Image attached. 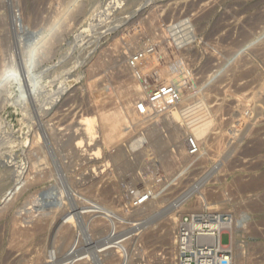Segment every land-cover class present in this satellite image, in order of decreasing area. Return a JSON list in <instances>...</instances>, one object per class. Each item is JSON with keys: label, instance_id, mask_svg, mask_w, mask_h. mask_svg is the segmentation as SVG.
I'll return each mask as SVG.
<instances>
[{"label": "rangeland", "instance_id": "obj_1", "mask_svg": "<svg viewBox=\"0 0 264 264\" xmlns=\"http://www.w3.org/2000/svg\"><path fill=\"white\" fill-rule=\"evenodd\" d=\"M0 45V264H174L178 218L208 202L243 223L238 263L264 264V0H0ZM158 80L171 99L135 114ZM170 107L188 135L206 124L209 146L190 162L174 153L181 137H167ZM93 114L87 141L78 125ZM139 135L149 157L127 149ZM147 188L156 204L137 205Z\"/></svg>", "mask_w": 264, "mask_h": 264}, {"label": "bare ground", "instance_id": "obj_2", "mask_svg": "<svg viewBox=\"0 0 264 264\" xmlns=\"http://www.w3.org/2000/svg\"><path fill=\"white\" fill-rule=\"evenodd\" d=\"M69 1V0H68ZM32 2V1H31ZM69 4V3H68ZM80 4V3H79ZM70 5V4H69ZM78 8V7H77ZM204 9V8H203ZM75 10H77V9H75ZM72 12V11H71ZM151 13V12H150ZM152 14V13H151ZM64 18V17H63ZM40 19V18H39ZM53 21V20H52ZM160 22V21H159ZM48 23V22H47ZM53 23V22H52ZM125 23V22H124ZM161 23V22H160ZM132 24V23H131ZM134 24V23H133ZM132 24V25H133ZM48 26V25H47ZM46 27V26H45ZM174 29V28H173ZM57 30V29H56ZM125 30V29H124ZM63 31V30H62ZM160 31V30H159ZM170 31H172V30H170ZM35 32V31H34ZM2 33V32H1ZM56 34V33H55ZM161 34V33H160ZM164 34V33H163ZM2 35V34H1ZM132 36V35H131ZM134 36V35H133ZM136 36V35H135ZM125 37V36H124ZM53 38V37H52ZM48 39V38H47ZM2 40V39H1ZM140 40V39H139ZM132 42V41H131ZM117 43V42H116ZM164 43V42H163ZM157 44V43H156ZM49 45V44H48ZM51 45V44H50ZM112 45V44H111ZM114 45V44H113ZM120 45V44H119ZM1 46V45H0ZM19 47V46H18ZM42 47V46H41ZM112 47V46H111ZM121 47V46H120ZM119 48V47H118ZM117 48V49H118ZM163 48H165V45H164V47ZM163 48H162V50H163ZM168 48H170V46L168 45ZM3 49V48H2ZM47 49V48H46ZM223 49V48H222ZM247 49V48H246ZM115 50V49H114ZM160 50H161V46H160ZM159 50V51H160ZM161 50V51H162ZM4 51V50H3ZM110 51H111V49H110ZM163 51H165V50H163ZM169 51H170V49H169ZM21 52V51H20ZM154 52V51H153ZM165 52H167V51H165ZM170 52H173L172 51V49H171V51ZM230 52V51H229ZM22 53V52H21ZM23 53H26V52H23ZM42 53V52H41ZM156 53V52H155ZM159 53V52H158ZM39 54V53H38ZM150 54V53H149ZM148 54V55H149ZM161 54V53H160ZM165 54V53H164ZM170 54V53H169ZM173 55L172 56H175L174 54H175V52H173L172 53ZM239 54V53H238ZM237 54V55H238ZM22 55V54H21ZM159 55V54H158ZM1 56V55H0ZM41 56V55H40ZM25 57H26V55H25ZM149 57V56H148ZM152 57V56H151ZM15 58V57H14ZM109 58V57H108ZM150 58V57H149ZM153 58V57H152ZM8 59V58H7ZM23 59V58H22ZM35 59V58H34ZM102 59V58H101ZM163 59V58H162ZM176 58H174L173 60H175ZM105 60V59H104ZM145 60H146V58H145ZM148 60V59H147ZM146 60V61H147ZM159 60V59H158ZM209 60V59H208ZM22 61V60H21ZM100 61V60H99ZM176 61V60H175ZM144 62V61H143ZM152 62V61H151ZM157 62V61H156ZM155 62V63H156ZM162 62V61H161ZM17 63V62H16ZM95 63V62H94ZM126 64V63H125ZM152 64H154V63H152ZM94 65H97V64H94ZM142 65V64H141ZM140 65V66H141ZM165 65H166V63H165ZM91 66H93V65H91ZM167 66H169V65H167ZM11 67V66H10ZM96 67V66H95ZM142 67V66H141ZM146 67V66H145ZM149 67V66H148ZM155 67V66H154ZM143 69H144V67H142ZM163 68V67H162ZM165 68V67H164ZM19 69V68H18ZM4 70H6V68L4 69ZM14 70V69H13ZM149 70H151V69H149ZM166 70V69H165ZM9 71V70H8ZM10 72V71H9ZM127 72L129 73L130 71H128L127 70ZM182 72H184V71H182ZM6 73V72H5ZM4 74V73H3ZM148 74H149V72H148ZM161 74H163V75H158V77H157V79H163V77H167V75H166V73L165 72H163V73H161ZM125 75H127V74H125ZM174 75H175V73H174ZM177 75V74H176ZM175 75V76H176ZM3 76V75H2ZM104 76V75H103ZM168 76H169V74H168ZM170 76H172V75H170ZM3 77H6V75L5 76H3ZM3 77H0V78H3ZM156 77H155V79H156ZM177 77V76H176ZM175 77V78H176ZM154 78V77H153ZM193 78V77H192ZM5 79V78H4ZM168 79V77L166 78V80ZM173 80L172 79V77L171 78H169L167 81H169V80ZM165 80V81H166ZM5 81V80H4ZM96 81V80H95ZM155 81V80H154ZM158 81H161V80H158ZM151 82V81H150ZM156 82V81H155ZM163 81H161V84H159L158 86H156V87H154L153 89H151V90H149L148 92H147V94L144 96V93H143V90L141 89V87L138 85V83H134L133 85H132V87H133V89H134V91H132V93H131V96L133 95L134 96V94H136L137 95V98L139 97V98H143V96H144V99L140 102V100H139V98H138V101L140 102V104H138V102H137V104L138 105H136L135 106V111L133 110V108H131L134 112H135V114H137V113H139V111L141 110V111H146V112H148V111H150V110H152V108H151V106H154L155 108L158 106V105H161L162 104V102H163V100H169V99H171V97H172V95H171V91L169 90V88H170V83H167V82H163ZM11 83V82H10ZM154 83V82H153ZM159 82H157V84H158ZM6 84V83H5ZM4 84V85H5ZM7 84H9V82L7 83ZM128 85V84H127ZM126 85V86H127ZM151 85V84H150ZM2 86V85H1ZM8 86V85H7ZM4 87V86H3ZM2 87V88H3ZM6 87V86H5ZM61 87V86H60ZM129 87H130V85H129ZM7 88V87H6ZM115 88V87H114ZM121 88V87H120ZM178 88V87H177ZM4 89V88H3ZM132 89V88H131ZM59 90V89H58ZM72 90V89H71ZM39 91V90H38ZM57 91V90H56ZM106 91H107V89H106ZM131 91V90H130ZM100 94V93H99ZM123 94V93H122ZM128 94V93H127ZM129 95V94H128ZM135 95V96H136ZM11 96V95H10ZM59 97V96H58ZM100 97V96H99ZM6 98V97H5ZM52 98V97H51ZM128 98V97H127ZM134 98V97H133ZM146 98V99H145ZM107 99V98H106ZM119 99H121V98H119ZM173 99V98H172ZM202 99H203V97H202ZM44 100V99H43ZM103 100V99H102ZM105 100V99H104ZM110 100H111V94H110ZM115 100V99H114ZM114 100H112L113 102H114ZM133 100V99H132ZM165 100V101H166ZM199 100V99H198ZM111 101V102H112ZM183 100H181V102H182ZM100 102V101H99ZM103 102V101H102ZM135 102V101H134ZM180 102V101H179ZM180 102V103H181ZM23 103H24V101H23ZM44 103V102H43ZM101 103V102H100ZM105 103V102H104ZM104 103H102L101 104V107L99 106V104H97L99 107L97 108V106H96V108H97V111L94 113V114H96L97 116H99V115H101V113H104V111H106V108H105V106L106 105H108L107 103H106V105L104 106L103 104ZM123 103V102H122ZM165 103V102H164ZM175 103V102H174ZM180 103H176V105H180ZM257 103H258V101H257ZM111 104V103H110ZM136 104V103H135ZM264 104V103H263ZM114 105V104H113ZM116 105V104H115ZM174 105V104H173ZM255 105H258V104H255ZM109 106V105H108ZM134 106V105H133ZM183 106H184V104H183ZM110 107H112V104H111V106ZM109 107V108H110ZM129 106L127 105V104H125V106L123 105V110H124V112H125V110H126V113H127V115H128V117L129 118H131L132 119V114L131 113H128L129 112V110H130V108H128ZM153 107V108H154ZM171 107H173V106H171ZM171 107L169 108L170 109V111H171V113L173 114V116H174V119H171L170 120V115H168L167 116V118H166V121L168 122V124L170 125H172V127L170 128V129H168V132L169 133H167V137L168 138H170V137H172V136H175V137H181V139L178 141H176V142H178V145H176L175 146V148H174V150H175V152L174 153H177V154H181V156L184 158L183 160H185L184 161V163L186 162V161H188V162H190V160H189V158H191V157H189L188 155H187V153H186V148H185V137L186 136H188V129H189V127H190V121L188 122V120L186 121V126H184V127H181L180 125H182V124H180L179 125V123L178 122H180V121H182V117H181V115L183 114H181L180 112H179V110L178 109H176L175 107L174 108H172L171 109ZM120 108V107H119ZM178 108V107H177ZM258 108V107H257ZM27 109V108H26ZM92 109V108H91ZM108 109V108H107ZM111 109V108H110ZM129 109V110H128ZM180 109H181V106H180ZM183 109V108H182ZM256 109V108H255ZM120 110V109H119ZM131 110V111H132ZM185 110V109H184ZM183 110V111H184ZM188 111V110H187ZM209 111H210V113L212 114V111H211V109H209ZM24 112V111H23ZM94 112V111H93ZM107 112H111V114H117L118 113V111L117 110H115V109H112V110H107ZM124 112L122 111L121 112V117H122V113L124 114ZM134 112H133V114H134ZM151 112V111H150ZM149 112V113H150ZM169 112V111H168ZM182 112V111H181ZM185 112V111H184ZM153 113H154V111H153ZM189 113V112H188ZM94 114L93 115H89V116H87L86 117V119H84V120H80L79 121V125L78 126H81V128H83V131H85V134H86V136H87V141H92V136H94L95 137V135H93V134H95V131L96 130H94V128H95V126H96V124H95V116H94ZM119 114V113H118ZM151 114V113H150ZM156 114H157V112H156ZM208 114V113H207ZM211 114H210V116H211ZM125 115V114H124ZM152 115V114H151ZM117 116V115H116ZM183 116V115H182ZM210 116H208L207 115V117L205 118V119H207L208 120V118L210 117ZM127 117V116H126ZM158 116H156V118H157ZM102 118V117H101ZM100 118V121L102 120ZM106 118V117H105ZM113 118V117H112ZM120 118V117H119ZM188 118V117H187ZM191 118V117H190ZM98 119V118H97ZM97 119H96V121H97ZM164 119V118H163ZM205 119H201V120H203V122H205L204 120ZM117 120V119H116ZM120 120V119H119ZM118 120V121H119ZM200 120V121H201ZM206 120V121H207ZM121 121V120H120ZM145 121H146V119H145ZM160 121H162V120H160ZM164 121V120H163ZM166 121H164L165 123H166ZM193 122H195L196 120L195 119H193L192 120ZM210 121V118H209V120H208V122ZM103 122V123H102ZM102 125H100L101 127H104V128H106V129H108V127H110L111 126V124H107L106 122H104L103 120H102ZM153 122H154V120H153ZM197 122V121H196ZM202 122V121H201ZM202 122V123H203ZM142 123H144V122H142ZM157 123V122H156ZM161 123V122H160ZM165 123H163V124H165ZM198 123V122H197ZM200 123V122H199ZM199 123L196 125L197 127H198V125H199ZM70 124V123H69ZM158 124V123H157ZM162 124V123H161ZM160 124V125H161ZM201 124V123H200ZM41 125V124H40ZM68 125V124H67ZM73 125V124H72ZM71 125V126H72ZM142 125V124H141ZM159 125V126H160ZM170 125V126H171ZM45 126V125H44ZM119 126H120V124H119ZM165 126H166V124H165ZM164 126V127H165ZM203 127V130H201V128H196L195 130H190V132L191 133H189V135L190 136H192V137H194L197 141H198V143H200V145L199 146H204L205 144H207V143H205L207 140H208V138H210V136L209 137H204V126H206V124L204 123L203 125H202ZM161 127H162V125H161ZM161 127H159L158 128V126L156 127V125H155V130H157V128L158 129H161ZM163 127V128H164ZM80 128V127H79ZM96 129V128H95ZM141 129V128H140ZM215 129V128H214ZM102 130V129H101ZM123 130V129H122ZM138 130V129H137ZM136 130V131H137ZM69 131V130H68ZM161 131H162V129H161ZM52 132V131H51ZM99 132V131H98ZM108 132V131H107ZM119 132V131H118ZM138 132V131H137ZM137 132H135V133H137ZM140 132H142V131H139L138 133H140ZM159 132V131H158ZM100 133H101V131H100ZM164 133V132H163ZM218 132H215V133H210V134H213L215 137H214V139L216 140V142H217V144H219L218 142L220 141L219 139L221 138V136L220 135H218L217 134ZM69 134V133H68ZM108 135H109V138L111 139V140H114V137H115V134L114 133H107ZM142 134V133H141ZM159 134V133H158ZM166 134V133H165ZM82 135V134H81ZM84 135V134H83ZM162 135V134H161ZM239 135V134H238ZM103 136V135H102ZM136 136H137V134H136ZM140 136V135H139ZM137 137V138H135V139H133V138H131V139H129V142L127 141V143H129L130 145H129V147H127V149L129 148V149H133V151H135L136 150V154H138V156H139V154L141 155V154H145V156L147 155L148 157H149V154H148V151L149 150H152V145H149V143H147V145H144L143 147H138L139 146V144L141 143V142H143V136L141 137ZM165 136V135H164ZM230 136V135H229ZM232 136V135H231ZM231 136H230V139H231ZM50 137H52V136H50ZM75 137V136H74ZM76 137H78V136H76ZM163 137V136H162ZM233 137V136H232ZM58 138V137H57ZM70 138V137H69ZM107 138V137H106ZM224 138V140H225V138H227V137H223ZM32 139V138H31ZM73 140H74V138H72ZM76 139V138H75ZM101 140H102V138H100ZM123 139H125V138H123ZM145 139V138H144ZM172 140H175V139H172ZM221 140H223V139H221ZM37 141V140H36ZM68 141V140H67ZM75 141V144L74 145H76L77 147H81V145H82V143L84 142V141H86V139H82V138H80L79 137V139H77V140H74ZM230 141H232V139L231 140H229V142ZM234 141V140H233ZM5 142V141H4ZM95 142V141H94ZM98 142V141H97ZM122 142V141H121ZM63 143V142H62ZM104 143V142H103ZM111 143V142H110ZM126 143V144H127ZM231 143V142H230ZM95 144V143H94ZM143 144V143H142ZM213 144V143H212ZM216 144V143H215ZM225 144V143H224ZM58 145V144H57ZM87 145V144H86ZM89 145H90V147H91V144L89 143ZM208 146H209V144H207ZM223 145V144H222ZM229 145V144H228ZM65 146V145H64ZM207 146V147H208ZM219 146V145H218ZM63 147V146H62ZM68 147V146H67ZM148 147V150L146 149ZM89 148V147H88ZM123 148H125V147H123ZM138 148V149H137ZM151 148V149H150ZM202 148V147H201ZM221 148V147H220ZM94 148H90L89 150L90 151H92ZM142 150H143V152H142ZM207 150V149H206ZM127 151V150H126ZM34 152H35V150H34ZM125 152V151H124ZM129 152H130V150H129ZM247 152V151H246ZM129 154V153H128ZM135 154V155H136ZM201 154H202V150H201ZM200 154V155H201ZM39 155V154H38ZM43 155V154H42ZM116 155V154H115ZM118 155H119V153H118ZM127 154H125V157H127L126 156ZM130 155V154H129ZM114 156V155H113ZM131 156V155H130ZM133 156V155H132ZM137 156V155H136ZM135 156V157H136ZM137 156V157H138ZM175 156V155H174ZM173 156V157H174ZM180 156V155H179ZM181 156H180V158L179 159H181ZM205 156V155H204ZM207 156V155H206ZM41 157V156H40ZM45 157H46V155H45ZM114 157H116V156H114ZM122 157V156H121ZM120 157V158H121ZM129 157V156H128ZM134 157V156H133ZM172 157V158H173ZM32 158V157H31ZM123 158V157H122ZM140 158V157H139ZM155 158V157H154ZM175 158V157H174ZM177 158V157H176ZM206 158V157H205ZM130 159H131V157H130ZM129 159V160H130ZM137 159V158H136ZM222 159V158H221ZM119 160V159H118ZM121 160V159H120ZM119 160V161H120ZM126 161H127V159H125ZM131 160H133V159H131ZM176 160H178V159H176ZM182 160V159H181ZM222 160H224L225 161V159H222ZM117 161V160H116ZM154 161V160H153ZM223 161V162H224ZM134 162V161H133ZM141 162V161H140ZM126 163H128V161L126 162ZM130 163H132V161L130 162ZM136 163V162H135ZM180 163V162H179ZM181 163H183V161L181 162ZM51 164V163H50ZM133 164L134 163H132V166H133ZM224 164V163H223ZM182 166H183V164H181ZM145 166L146 165H144L143 166V169L145 168ZM217 166V165H216ZM216 166L215 167H213V169L214 168H216ZM222 166V165H221ZM178 167H180V166H178ZM131 169H132V167H130ZM218 168V167H217ZM224 168V167H223ZM46 169V168H45ZM220 168H218V170H219ZM48 170V169H47ZM177 170V169H176ZM30 171V170H29ZM171 171V170H170ZM170 171H168L167 170V172L166 173H168V175H169V172ZM221 171V170H220ZM211 172V171H210ZM210 172H206L205 174H208V173H210ZM219 171H217V173H218ZM32 173V172H31ZM34 173V172H33ZM44 173V172H43ZM174 174H176L175 172H173ZM40 174H42L41 172H40ZM164 174V173H163ZM174 174H172L173 176H174ZM35 175H36V173H35ZM44 174H42V176H43ZM46 175V174H45ZM44 175V176H45ZM145 175V174H144ZM10 176V175H9ZM30 176H31V174H30ZM38 176V175H37ZM40 176V175H39ZM47 176V175H46ZM143 176V175H142ZM165 176V175H164ZM26 177V176H25ZM166 177H167V175H166ZM32 178V177H31ZM35 178H36V176H35ZM38 178V177H37ZM155 178V177H154ZM154 178H152L153 179V181H154ZM27 179V178H26ZM33 179V178H32ZM33 180H35V179H33ZM40 180H42V179H40ZM44 180V179H43ZM143 180V179H142ZM145 180V179H144ZM257 180V179H256ZM17 181V180H16ZM24 181V180H23ZM32 181V180H31ZM160 181V180H159ZM38 182V181H37ZM149 182H151V181H149ZM148 182V184L150 185V183ZM254 182V181H253ZM17 183V182H16ZM31 183H33V181L31 182ZM141 183V182H140ZM143 183H145V182H143ZM152 183V182H151ZM252 183V182H251ZM29 184H30V182H29ZM157 184V183H156ZM256 184V181L254 182V184L253 185H255ZM15 185V184H14ZM33 185V184H32ZM139 185V184H138ZM145 185V184H144ZM149 185H147V186H149ZM71 186V185H70ZM15 187V186H14ZM142 187H145L146 188V186H142ZM16 188V187H15ZM144 188V189H145ZM160 188V187H159ZM139 189V188H138ZM137 189V190H138ZM156 190H158V187H157V189ZM155 190V191H156ZM12 191H15V189L14 188H12V190H10L9 191V193H11ZM154 190H152V189H149V188H147L146 189V191H145V193H148L150 196H152V195H154V192H155ZM223 191H224V189H223ZM17 192V191H16ZM35 194V193H34ZM140 194H141V192H140ZM226 194V193H225ZM7 195H8V190L6 191H4V193H3V196L1 197V199H3V200H6V198H7ZM14 195V194H13ZM37 195V194H36ZM15 196H16V193H15ZM141 196V195H140ZM139 196V197H140ZM224 196V195H223ZM10 197V196H9ZM14 197V196H13ZM31 197V196H30ZM138 197V198H139ZM152 198V197H151ZM8 199V198H7ZM13 199V198H12ZM136 199V198H135ZM224 200H226V199H224ZM11 201V200H10ZM28 201V200H27ZM104 201V200H103ZM32 202V201H31ZM95 202V201H94ZM137 202V201H136ZM154 201H151V200H148L147 202H146V206L147 205H151V203H153ZM216 202V201H215ZM28 203V202H27ZM27 203H26V205H27ZM99 203V202H98ZM155 203V202H154ZM25 204V203H24ZM95 204H97V203H95ZM101 204V203H100ZM137 204V203H136ZM156 204V203H155ZM154 204V206H156ZM214 203L213 202H208V203H204V206H206V207H211L212 205H213ZM2 205V204H1ZM6 205V204H5ZM59 205V204H58ZM153 205V204H152ZM211 205V206H210ZM60 206V205H59ZM215 206H216V204H215ZM137 207V206H136ZM145 206H143V208H144ZM217 207V206H216ZM23 208V207H22ZM31 208V207H30ZM102 208V207H101ZM106 208V207H105ZM154 208V207H153ZM212 208V207H211ZM214 208V207H213ZM24 209V208H23ZM51 209V208H50ZM65 209V208H64ZM63 209V210H64ZM17 210V209H16ZM138 210V209H137ZM141 210V209H140ZM111 211V210H110ZM144 211V210H143ZM152 211V210H151ZM52 212V211H51ZM59 212V211H58ZM7 213V212H6ZM37 213V212H36ZM42 213V212H41ZM50 213V212H49ZM56 213V212H55ZM58 215V214H57ZM227 215H229V214H227ZM25 216V215H24ZM47 216V215H46ZM56 216V215H55ZM181 216V215H180ZM232 216V215H231ZM49 217V216H48ZM108 217V216H107ZM238 217V216H237ZM243 217V219L245 220V218H244V216H242ZM32 218H33V216H32ZM228 218H230L229 216H227V220L226 221H224L223 223H222V230L223 231H225V232H228L229 233V235H230V237H229V243H228V247H230V249H231V251H232V262H233V264H240V263H238V262H240L241 260H240V240H239V236H240V232H241V230H242V225H243V223L241 224L239 221H240V219H234L233 217L231 218V219H228ZM13 219H15V217L13 218ZM17 219V218H16ZM15 219V220H16ZM28 219V218H27ZM37 219H38V217H37ZM102 219V218H101ZM176 218H175V214L173 213V214H171V221L169 222V226H171V228H174L175 226H174V224H173V222H172V220H175ZM179 219V218H178ZM46 220V219H45ZM69 220H71V218L69 219ZM244 220H242V221H244ZM101 221V220H100ZM99 221V222H100ZM177 221V220H176ZM16 222V221H15ZM45 222V221H44ZM97 222V221H96ZM96 222H94V223H96ZM102 223H103V221H101ZM52 223V222H51ZM69 223V222H68ZM13 225H15V223L13 224ZM68 225V224H67ZM91 225H93V223L91 224ZM91 225H89V227H91ZM98 225V224H97ZM101 225V224H100ZM70 227H72V226H70ZM95 227V226H94ZM93 227V228H94ZM120 227V226H119ZM13 228V227H12ZM15 228H18V227H15ZM32 228V227H31ZM67 228V227H66ZM95 228H97V227H95ZM103 228H105V227H103ZM69 229V228H68ZM99 229V228H98ZM115 229H117V228H115ZM114 229V230H115ZM14 230H16V232H17V229H14ZM70 230V229H69ZM92 230V229H91ZM94 230V229H93ZM96 230V229H95ZM12 231V230H11ZM24 231V230H23ZM26 231V230H25ZM100 231V230H99ZM149 231V230H148ZM27 232V231H26ZM25 232V233H26ZM58 232V231H57ZM144 232V231H143ZM30 233V232H29ZM59 233H60V230H59ZM93 233V232H92ZM96 233V232H95ZM147 233V232H146ZM20 234V233H19ZM22 234V233H21ZM58 234V233H57ZM64 234V233H63ZM68 234V233H67ZM174 234H175V229H174ZM174 234H173V245L171 246V248H172V250H173V253H172V256H173V262H174V264H177V262H176V247H175V243H174ZM34 235V234H33ZM23 236H24V233H23ZM28 236V235H27ZM61 236V235H60ZM64 236V235H63ZM69 236H71V235H69ZM69 236H66V237H68L69 238ZM17 237V236H16ZM58 237H59V235H58ZM23 238V237H22ZM28 238H29V236H28ZM56 238V237H55ZM95 238V237H94ZM16 239V238H15ZM24 239V238H23ZM26 239H27V237H26ZM17 240V239H16ZM15 240V241H16ZM20 240H22V239H20ZM25 240V239H24ZM54 240V239H53ZM13 241V240H12ZM26 241V240H25ZM56 241V240H55ZM68 241H69V239H68ZM123 241H125V240H123ZM127 241V240H126ZM60 242V241H59ZM12 243V242H11ZM63 243V242H62ZM62 243H60V244H62ZM67 243V242H66ZM68 243H70V242H68ZM17 244V243H16ZM56 244V243H55ZM124 245V244H123ZM10 246V245H9ZM14 246V245H13ZM127 246V245H126ZM15 247V246H14ZM112 247V246H111ZM55 248V247H54ZM71 249V248H70ZM108 249H109V246H108ZM112 249H113V247H112ZM111 249V250H112ZM9 250H10V248H9ZM46 250V249H45ZM107 250V249H106ZM242 250V249H241ZM101 251H105V248L103 249V250H101ZM109 251V250H108ZM100 252V251H99ZM116 252V251H115ZM118 252V251H117ZM106 253H108V252H106ZM110 253V252H109ZM75 255H77V254H75ZM112 256V255H111ZM110 256V257H111ZM42 257V256H41ZM40 257V258H41ZM72 256H70V258H71ZM114 258H115V256H113ZM112 257V258H113ZM242 257V256H241ZM46 258V257H45ZM84 258V257H83ZM79 259H81V258H79ZM102 259V258H101ZM100 259V260H101ZM104 259V258H103ZM107 259V258H106ZM42 260V259H41ZM75 260H78V259H73V261H75ZM111 260V259H110ZM238 260H240V261H238ZM39 261V260H38ZM72 261V262H73ZM113 262V261H112ZM40 263V262H39ZM71 263V262H70ZM107 264H108V262H106ZM20 264H22V263H20ZM26 264V263H25ZM73 264V263H72ZM77 264H79V263H77ZM112 264V263H111Z\"/></svg>", "mask_w": 264, "mask_h": 264}, {"label": "built area", "instance_id": "obj_3", "mask_svg": "<svg viewBox=\"0 0 264 264\" xmlns=\"http://www.w3.org/2000/svg\"><path fill=\"white\" fill-rule=\"evenodd\" d=\"M185 148L193 159L201 154V146L192 136L185 137ZM140 195L137 205L144 204L151 197L145 192ZM227 216V213L207 207L181 215L174 234L177 264H233L229 241L221 242L223 233L229 235L222 230Z\"/></svg>", "mask_w": 264, "mask_h": 264}]
</instances>
